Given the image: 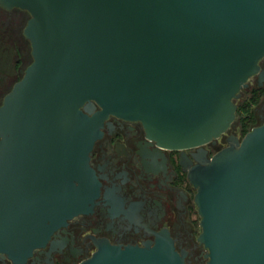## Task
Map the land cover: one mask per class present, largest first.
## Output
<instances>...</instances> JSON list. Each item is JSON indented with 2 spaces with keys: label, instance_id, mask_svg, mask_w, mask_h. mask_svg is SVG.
Masks as SVG:
<instances>
[{
  "label": "water",
  "instance_id": "water-1",
  "mask_svg": "<svg viewBox=\"0 0 264 264\" xmlns=\"http://www.w3.org/2000/svg\"><path fill=\"white\" fill-rule=\"evenodd\" d=\"M31 15L33 62L0 108V259L27 264L91 213L105 120L171 151L215 144L263 76L264 0H0ZM99 108V110H96ZM188 171L208 264H264V123ZM80 264H186L168 232Z\"/></svg>",
  "mask_w": 264,
  "mask_h": 264
},
{
  "label": "flooded vegetation",
  "instance_id": "flooded-vegetation-1",
  "mask_svg": "<svg viewBox=\"0 0 264 264\" xmlns=\"http://www.w3.org/2000/svg\"><path fill=\"white\" fill-rule=\"evenodd\" d=\"M30 18L29 12L0 2V108L33 62L25 35ZM260 67L263 76L253 78L257 93L264 91V59ZM230 136L235 135L222 144L171 151L151 141L141 122L108 117L91 153L90 164L101 183L97 204L91 213L55 232L27 264H80L91 258L101 240L121 247L144 246L161 232L169 233L186 264H208V251L198 241L201 217L188 171L197 159H210L227 147ZM0 264L12 263L2 257Z\"/></svg>",
  "mask_w": 264,
  "mask_h": 264
},
{
  "label": "rangeland",
  "instance_id": "rangeland-1",
  "mask_svg": "<svg viewBox=\"0 0 264 264\" xmlns=\"http://www.w3.org/2000/svg\"><path fill=\"white\" fill-rule=\"evenodd\" d=\"M254 84L255 79H250L248 82L250 88L241 92L236 104L243 109V113L238 114L231 129L217 141L219 144H222L225 138L232 134L243 140L249 132L264 123V93H255Z\"/></svg>",
  "mask_w": 264,
  "mask_h": 264
},
{
  "label": "trees",
  "instance_id": "trees-1",
  "mask_svg": "<svg viewBox=\"0 0 264 264\" xmlns=\"http://www.w3.org/2000/svg\"><path fill=\"white\" fill-rule=\"evenodd\" d=\"M255 93H257V91H254ZM264 93V91L262 92V93H257V94H263ZM247 111V110H246ZM242 114L243 113V109H241V107H238V112H237V116H238V114Z\"/></svg>",
  "mask_w": 264,
  "mask_h": 264
}]
</instances>
